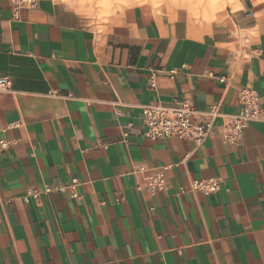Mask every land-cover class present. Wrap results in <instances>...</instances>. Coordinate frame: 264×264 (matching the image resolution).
<instances>
[{
    "label": "crops",
    "instance_id": "0c3cea01",
    "mask_svg": "<svg viewBox=\"0 0 264 264\" xmlns=\"http://www.w3.org/2000/svg\"><path fill=\"white\" fill-rule=\"evenodd\" d=\"M223 5L89 21L38 0L13 20L0 0V264H264V121L221 136L240 88L264 109V0ZM183 99L211 119L202 143L146 138L142 105ZM161 165L166 189H137L134 169ZM72 179L79 198L54 188Z\"/></svg>",
    "mask_w": 264,
    "mask_h": 264
},
{
    "label": "built area",
    "instance_id": "2783aa9c",
    "mask_svg": "<svg viewBox=\"0 0 264 264\" xmlns=\"http://www.w3.org/2000/svg\"><path fill=\"white\" fill-rule=\"evenodd\" d=\"M13 20H19L23 10L35 9L38 0H8ZM221 81L223 79H220ZM148 85L156 87V74L152 73L148 78ZM10 91V79L0 77V93ZM239 110L237 113L227 116L221 125V136L224 141L231 145H239L243 136V130L253 121H264V109L261 106L260 98L250 88L242 87L238 90ZM141 120L144 125V136L154 140L164 137H175L187 139L195 144H201L209 134L212 123L210 117H200L192 103L183 99L176 105L167 106L159 103L145 104L141 107ZM6 142L0 139V145L5 146ZM171 165H161L153 169H146L143 166L136 167L134 173L138 176L137 189L149 193L164 191L167 187L164 172ZM77 184L76 179L68 185L54 187L58 191L70 188V196L79 198L73 189ZM220 185L218 177L203 180H193L191 188L204 194L212 193Z\"/></svg>",
    "mask_w": 264,
    "mask_h": 264
},
{
    "label": "rangeland",
    "instance_id": "374dc122",
    "mask_svg": "<svg viewBox=\"0 0 264 264\" xmlns=\"http://www.w3.org/2000/svg\"><path fill=\"white\" fill-rule=\"evenodd\" d=\"M73 8L89 21L102 20L113 9L134 3H145L149 6L170 5L179 6L187 3L193 4L197 9L218 14L224 5V0H58ZM188 1V2H187Z\"/></svg>",
    "mask_w": 264,
    "mask_h": 264
}]
</instances>
